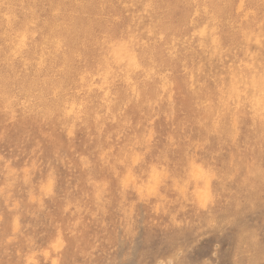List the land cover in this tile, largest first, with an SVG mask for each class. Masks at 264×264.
Returning a JSON list of instances; mask_svg holds the SVG:
<instances>
[{
  "label": "rangeland",
  "instance_id": "obj_1",
  "mask_svg": "<svg viewBox=\"0 0 264 264\" xmlns=\"http://www.w3.org/2000/svg\"><path fill=\"white\" fill-rule=\"evenodd\" d=\"M74 1L59 0L66 11ZM137 1L142 7L147 2L108 0L100 10L99 17L112 19L109 33L122 35L119 44L107 42L96 27L102 43H86L74 54L76 62H93L99 74L94 85H103L108 99L88 83L79 82L78 90L71 85L75 80L63 78L70 37L43 49L35 33L46 28L39 24L22 22L19 43H13L15 25L1 29L0 264H264V101L250 94L252 116L220 128L192 111L188 100L200 110L210 106L188 95L194 79L187 76L193 59L209 56L195 27L205 20L213 24L212 9L206 13V4H197L201 17L193 0H167L170 25L163 29V14L150 7L139 13ZM197 1L227 2L225 22L241 26L247 38L264 29V0ZM251 1L258 28L250 20ZM62 19L51 10L44 20ZM67 34L86 42L75 30ZM173 37L183 61L155 80L151 63L137 60V44L170 46ZM250 47L257 45L249 39ZM36 49L54 60L53 67H41ZM217 49L224 66L239 46L218 43ZM123 50L128 59L122 62ZM241 60L244 72L250 55ZM120 63L133 70L122 80ZM198 78L204 96L220 98V86Z\"/></svg>",
  "mask_w": 264,
  "mask_h": 264
},
{
  "label": "bare ground",
  "instance_id": "obj_2",
  "mask_svg": "<svg viewBox=\"0 0 264 264\" xmlns=\"http://www.w3.org/2000/svg\"><path fill=\"white\" fill-rule=\"evenodd\" d=\"M92 1L94 0H75L71 6L72 8L69 9V6H68V11H66L65 7L63 5L61 6L59 0H0V31L4 27V25H7V28H9L10 31H12L15 25L16 29L13 34V43H19V42H22L24 39L22 38V33H23V30L21 28L22 22L29 21L32 23V27L34 28H36L37 25L39 24L46 28L45 30H43V32L40 35L35 33L37 35L36 37L38 39V43L43 49H47V45H54V43L67 44L66 40L67 38L70 37L72 41V44H69L71 53L67 55L68 59L66 60V62H68V64H67V67L65 68L67 74L64 75L63 78H69L71 80H75V82H72L71 85L77 88L78 90H80V86L78 85L79 82L82 83V85H85L86 83H88L89 88L93 90L94 94L102 95L104 99H108L109 96H111L110 92L103 93L104 91H106L103 85H94L99 74L96 72V70L94 71V69L92 68L93 62L88 63L89 61H91L90 59H85L84 63H79L74 60V57H75L74 54L78 53V49L80 52L81 45H84L86 43L87 44H101L102 43L99 35L97 36L98 32L96 30V27L99 31L100 30L104 31V35L108 36L107 42H111L110 44L117 45L120 42L121 34L119 35V33H112V34L109 33V30L112 28L110 24V20H112L111 17L110 16L99 17L100 10H102L103 6H106V3L108 2V0H96L95 5H92L90 3ZM201 3L206 4L207 6L206 13H208V7L212 9L211 10L212 14L216 20L213 22V24H210L208 20H205L202 22V25L198 24L195 27L200 43L204 40L203 41L204 53L208 54L209 56L204 55L201 57V59H193L192 65L191 67H189V69L193 71V73H191L187 77L194 79V82L192 84V87L189 88L190 91H188V95L191 97H197L198 100L210 106H206L200 110L199 108L197 109V107L194 106L193 102L190 100H188L187 106L192 111L198 110V113L201 116V118L203 119L205 118L210 121H213V120L217 121L215 123L217 125L216 127L220 128V127L226 126V125H222L223 123L228 122L229 125H232L234 123L237 124L242 117L252 116L251 111H255V110L250 108V94L257 95V99L262 100V101H257L258 103H261L264 101V67L261 66L262 64H264V29L260 30L257 33L256 38L253 36H250L247 38L241 26L234 24L233 22H230V23L225 22V19L228 16V12L230 9V6L227 2L221 1L219 5L217 6V5H214L211 1L199 2L197 0L196 1L193 0L192 3L190 4L192 6H195L197 12L199 13L201 10L197 6V4H201ZM136 4L139 6L138 7L139 13L140 12L146 13L147 11L142 10V9L147 8V7H150L156 11L161 12V15L163 14V22L161 23V27L163 29H167L169 27L170 24L165 19L169 15L168 13H170V11L167 10L166 8L168 4L167 0H147L144 7H142V3L140 1H137ZM255 5L256 4L254 1L250 2V7H249L250 20L254 21L255 25L257 24L255 27L258 28L259 22L255 20V16H254L255 15ZM35 7H38L39 9L37 16H34L32 14V11L35 9ZM51 10H56L62 16L63 19L61 23L55 22L53 20H44L46 15L49 16V12ZM25 11H28L29 13L27 14L25 13ZM85 13L88 14V16L83 17V14ZM43 14L45 15L44 18H43L44 16ZM202 14L203 13L201 11V17H202ZM8 25L10 27H8ZM64 26H66V28L62 29ZM177 27L178 26H176V28ZM34 28L32 30H34ZM152 28H156V27L153 26ZM209 29H214L213 32L214 34L216 33L215 39H214V49H211L208 47V44L210 42L208 35L211 36ZM74 30L75 32L77 31L83 34L85 37H87L86 42L83 41V43H81L79 37L74 38V37L68 36L67 33L73 32ZM92 32H96V33L90 36L89 34ZM92 36H95V37L92 38ZM57 37L58 39H56ZM177 39L178 37H173L170 40L171 43L169 42L170 46H165L164 44L159 45L155 41L154 42H140L137 44V49L135 51L136 56H137L136 58L138 61L141 62L142 66H146L147 64L151 63L152 65L151 69H153L156 74L154 78L155 80L156 79L158 80L160 77V73H162L165 70L174 71L176 69V66L174 65L175 61H179V62L180 60L183 61L180 58V56L175 52L176 50L174 47L177 46V42H178ZM249 39L250 41L256 43L257 48L255 50L251 49V47L250 49L248 48ZM218 43H229V44H234V45L239 46L238 50L234 49L232 51V54L229 60L224 66H222L220 53H219V50L217 49ZM128 48L129 47H127V49ZM43 49L41 50L36 49L35 55L37 56V58H39L41 67L44 68V70H47L48 68L53 67L54 60H52L50 57H46L45 55L39 56L38 53L42 51ZM11 53H12L11 51H8L7 53L8 58L12 57ZM100 53H101L100 50L93 51V55H97ZM236 53L238 54L237 57L235 55ZM125 54H126V50H123V54L119 55V59L122 62L125 59H128L127 55ZM243 54L250 55V60L246 62V65L244 67V70H245L244 72H242L243 69H240V64H243L241 60ZM164 55H166L168 59H166ZM211 56L213 57L212 59L210 58ZM19 63H22L23 65H25L26 61L25 59H22V61ZM82 64H84L85 66ZM125 64H128V63H125ZM99 66L102 67V65H99ZM198 66H201V67H198ZM123 67L124 68H123V74H122L121 80L126 79L131 74H133V70L130 66L123 65ZM262 68H263L262 72L259 73ZM202 76H205L206 78H208L210 83L221 87L220 98L216 99L213 95L204 96L201 93V91H206L205 84H203L201 80H199L198 78ZM135 81L137 80L134 79V82ZM90 82L92 85L90 84ZM121 85L122 84L118 82V84L115 87L117 89H120ZM175 87L182 92L180 82H176ZM251 89H254V90L251 92L250 91ZM183 94L187 95L185 92ZM135 96H136V93H135ZM68 101H69L68 97L65 96L62 100V104L65 105L67 104ZM232 136L234 135H231V137ZM192 176L194 177L195 174H192ZM206 183L207 182H205L204 186L207 187L208 185H206ZM199 191L202 193L201 190ZM207 192L208 191H206V193ZM202 196L200 197L203 198L205 196V193H204V196L203 197ZM202 204H203V201H202ZM184 255H187V254L184 253ZM146 262H149V261L147 260Z\"/></svg>",
  "mask_w": 264,
  "mask_h": 264
}]
</instances>
